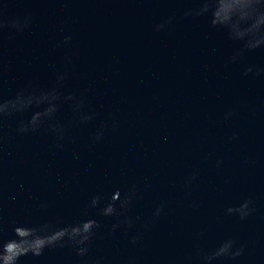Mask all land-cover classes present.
Listing matches in <instances>:
<instances>
[{"label": "water", "instance_id": "1", "mask_svg": "<svg viewBox=\"0 0 264 264\" xmlns=\"http://www.w3.org/2000/svg\"><path fill=\"white\" fill-rule=\"evenodd\" d=\"M0 264H264V0H0Z\"/></svg>", "mask_w": 264, "mask_h": 264}]
</instances>
